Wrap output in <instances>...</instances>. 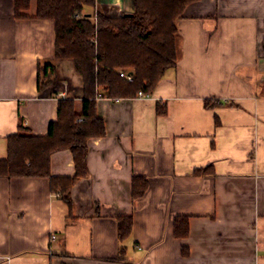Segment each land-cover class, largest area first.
Wrapping results in <instances>:
<instances>
[{
	"label": "crops",
	"instance_id": "1",
	"mask_svg": "<svg viewBox=\"0 0 264 264\" xmlns=\"http://www.w3.org/2000/svg\"><path fill=\"white\" fill-rule=\"evenodd\" d=\"M13 1L0 0V159L20 123L45 136L58 101L79 112L82 99L74 62L54 57L53 22L35 18L36 0L16 18ZM132 8L95 0L84 10ZM176 50L147 97L96 100L106 132L88 141L71 209L48 178L0 177V264H264V0L189 5ZM50 175H74L68 150L51 155ZM134 176L147 183L135 200ZM123 216L133 225L121 241ZM175 217L187 218L185 237Z\"/></svg>",
	"mask_w": 264,
	"mask_h": 264
},
{
	"label": "trees",
	"instance_id": "2",
	"mask_svg": "<svg viewBox=\"0 0 264 264\" xmlns=\"http://www.w3.org/2000/svg\"><path fill=\"white\" fill-rule=\"evenodd\" d=\"M200 0H133L131 12L119 16L85 7H94L95 0H36L35 18L51 20L54 25V57L70 59L82 81L81 110L73 99H60L57 119L49 125L45 136L34 135L20 123L17 131L7 137L6 157L0 159V177L48 178L49 188L71 209V189L88 173V141L105 135V125L96 111L95 96L109 99L136 98L139 92L150 95L165 72L177 62L176 37L178 20L186 8ZM14 16H25L30 0L13 1ZM49 65L38 67L47 76ZM51 69V68H50ZM118 70L130 72L131 82L118 75ZM215 104L204 101L206 108ZM156 105V113L164 114ZM68 150L72 155L74 175L52 177L50 157ZM196 170L194 173H202ZM146 180L134 176L132 199L142 197ZM118 237L122 241L131 232L130 216L118 218ZM186 217L174 218V234L185 237Z\"/></svg>",
	"mask_w": 264,
	"mask_h": 264
},
{
	"label": "built area",
	"instance_id": "3",
	"mask_svg": "<svg viewBox=\"0 0 264 264\" xmlns=\"http://www.w3.org/2000/svg\"><path fill=\"white\" fill-rule=\"evenodd\" d=\"M118 75L121 77V78H124L126 79L127 81L131 82L133 80V75L130 73V72H127V71H124V70H118ZM137 97L139 98H144V97H147V95L143 94L142 92H139L137 94ZM106 97H103L100 93H98L96 96H95V100H100V99H104ZM52 238H54V236H52Z\"/></svg>",
	"mask_w": 264,
	"mask_h": 264
},
{
	"label": "rangeland",
	"instance_id": "4",
	"mask_svg": "<svg viewBox=\"0 0 264 264\" xmlns=\"http://www.w3.org/2000/svg\"><path fill=\"white\" fill-rule=\"evenodd\" d=\"M51 73H52V71H51ZM44 77H45V76H43V74H42V80H46Z\"/></svg>",
	"mask_w": 264,
	"mask_h": 264
}]
</instances>
